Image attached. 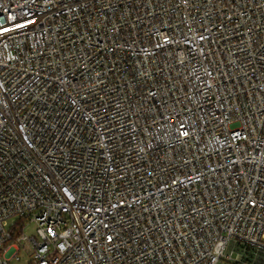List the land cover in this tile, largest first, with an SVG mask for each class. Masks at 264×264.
Segmentation results:
<instances>
[{
  "label": "built area",
  "instance_id": "obj_1",
  "mask_svg": "<svg viewBox=\"0 0 264 264\" xmlns=\"http://www.w3.org/2000/svg\"><path fill=\"white\" fill-rule=\"evenodd\" d=\"M231 241L264 252V0H0V264Z\"/></svg>",
  "mask_w": 264,
  "mask_h": 264
},
{
  "label": "rangeland",
  "instance_id": "obj_2",
  "mask_svg": "<svg viewBox=\"0 0 264 264\" xmlns=\"http://www.w3.org/2000/svg\"><path fill=\"white\" fill-rule=\"evenodd\" d=\"M10 224L12 220L9 221ZM16 223H21V221L17 220ZM14 228V227H13ZM13 233L14 230L12 229ZM22 232V231H21ZM23 232L28 234L29 236H38L37 235V225L35 222H32L25 226ZM231 251L235 259L232 261H228L226 258H223L221 264H264V252H256L251 248H242L235 242H230L227 246L226 253H230ZM22 260L16 261L15 259L11 260L12 264H26L27 254L24 251L21 252Z\"/></svg>",
  "mask_w": 264,
  "mask_h": 264
},
{
  "label": "trees",
  "instance_id": "obj_3",
  "mask_svg": "<svg viewBox=\"0 0 264 264\" xmlns=\"http://www.w3.org/2000/svg\"><path fill=\"white\" fill-rule=\"evenodd\" d=\"M20 221H21L22 225H21V223H17V225L13 228L15 235H18L23 230V221L22 220H20Z\"/></svg>",
  "mask_w": 264,
  "mask_h": 264
}]
</instances>
